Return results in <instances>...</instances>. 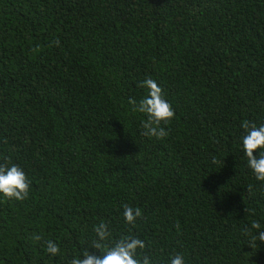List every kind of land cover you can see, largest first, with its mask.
Listing matches in <instances>:
<instances>
[{"label": "trees", "instance_id": "trees-1", "mask_svg": "<svg viewBox=\"0 0 264 264\" xmlns=\"http://www.w3.org/2000/svg\"><path fill=\"white\" fill-rule=\"evenodd\" d=\"M149 75L175 112L163 141L128 104ZM245 122L264 123V0H0V163L31 181L0 200V264H67L100 221L157 264H264L240 235L264 227ZM124 204L142 210L135 227Z\"/></svg>", "mask_w": 264, "mask_h": 264}, {"label": "clouds", "instance_id": "clouds-1", "mask_svg": "<svg viewBox=\"0 0 264 264\" xmlns=\"http://www.w3.org/2000/svg\"><path fill=\"white\" fill-rule=\"evenodd\" d=\"M39 51V46L33 49ZM143 90L139 99L128 101L130 111L143 117L142 135L156 141H163L168 135L167 125L175 118L172 105L165 99L164 91L157 80L150 75L139 81ZM242 135L238 138L241 158L250 175L257 182L264 183V123L245 122L241 125ZM31 181L24 168L10 160L0 163V200L23 201L30 193ZM121 213L125 225L135 227L142 217L138 206L122 205ZM94 236L83 253L73 254L67 264H157L151 254H145L147 247L144 239L134 235L131 230L114 239L105 221L93 224ZM240 235L247 245L264 243V227L259 220L253 219L250 224L241 228ZM30 239L38 242L41 235L33 233ZM91 249V251L89 250ZM43 252L48 258L62 255L59 244L47 240ZM166 264H187L183 253L177 252L168 256Z\"/></svg>", "mask_w": 264, "mask_h": 264}]
</instances>
